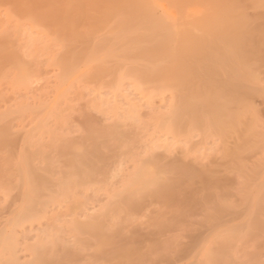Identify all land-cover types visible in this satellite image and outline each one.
<instances>
[{"label":"rangeland","instance_id":"1","mask_svg":"<svg viewBox=\"0 0 264 264\" xmlns=\"http://www.w3.org/2000/svg\"><path fill=\"white\" fill-rule=\"evenodd\" d=\"M169 1L170 0H150V3L156 8L161 17L164 19L166 18L165 20L175 23L178 29L189 27L192 24V20L203 14V10L194 2H191V4H189V2L184 4L185 6L180 10V7L177 6V4L174 6L175 3ZM247 2L248 1L245 2L244 0L243 3L248 6ZM159 4L160 7H158ZM163 7H165V9H162ZM250 7L249 9H246V14L253 19L262 12L260 9ZM164 10H168L167 12L169 13L166 15V11ZM20 11L21 9H17V7H15L13 4H10L9 2L7 3L5 0H0V41L5 37L6 39H13L12 42L14 41L13 43H15L14 48L18 56H21L22 54L24 60H26L27 63L29 62V65L30 63L32 65L30 74L25 76L21 74L20 71L17 73L16 69L13 70L12 66L6 67L4 63H0L1 66L5 65L4 69L0 71V116L3 115L5 117L4 119V117L1 116L0 120L2 118L3 120H1L0 125H3L6 128L9 127L12 132L10 135H13L12 138L14 137L13 140L12 138H9L8 140L10 142V152L8 149H6V151L3 149L0 150V164H2V166L0 165V240H2V243L0 242V244H2L0 245V256H2L0 258V264L5 263L6 261L7 262L5 264H11L10 258L12 256L16 258L19 263L34 264L31 262H33L32 258H34V250L37 247H42L45 250L48 247L47 250H55L54 253L56 252V254L58 253L59 255L58 258L60 257L61 253V257L63 258L65 250L70 253L72 252V255L70 254L71 258L69 257L70 259L66 260L64 258L66 264H114L113 262L109 261L111 260L108 259L109 255V258H112L113 261L116 259L117 263L121 264V262H119V258H116L114 255L112 257V254H108V251L110 252L111 250L110 246L105 245L106 249L102 248V251L104 249L108 250H104V254H106L105 256L103 253L98 252V249L96 250V241H94V239L96 240V238H94L95 235L93 236L91 232H88V230L85 231V229L81 227L82 222L86 223L87 221L89 222V220L92 221L95 218L98 219L99 216L105 224L104 230L107 233H109L108 231L110 230L119 236L122 235L120 238H118L117 235L115 236V241L116 238H118V243L116 242L115 244L119 245L121 244L120 242H122V244L125 243L134 248H138V245L140 247V249H138L143 250V257L146 260L144 261L143 259L142 263L141 261L139 263L133 262V264L200 263L205 259L204 257L206 256L203 255L204 257L199 260L200 258H198V256L201 257L199 253H202L199 251H202V248L205 247L204 245H206L207 242L211 241V239L214 237L211 232L213 229L209 224L212 220H210V222L209 220H204L205 222L202 220L208 219L212 212L214 213V209L212 208L213 206H211L212 204L210 205L208 202L207 204L204 201H199L200 204L202 202L207 204L205 205L207 209L203 205L202 208L201 205L198 204L196 205L197 208L200 206L198 210H194V207L192 208L193 212L195 211L194 213L192 212L191 208L187 207L186 205V210L189 212L190 209L191 214L189 213L185 215L184 213H187L186 210H183L184 207L181 208L182 204L185 206V202H183V199L185 198L180 199L178 197L179 201L177 199L174 201L178 202L179 204H175L173 201L174 203L170 202L172 204V206H170L171 204H168L170 200H166V203L165 201H162V199L154 197L151 198L152 196H144V198L143 195H140L142 196L141 204V197L139 198L136 195L135 200H137V198L140 200L138 205L139 207H135L136 209L128 208L127 211L124 210L127 208L123 205L121 200H119L120 198L117 197L116 193L119 194L121 190L123 191L125 187H127L129 180H131L132 174L137 169L136 166H144L143 164L148 161V158H156L157 156L163 158L164 161H172L171 163L174 161H177L174 163H182L183 165L186 163V166L193 168L197 172H200L198 170L200 168H197L196 170V167L202 168L204 166L206 167V165L208 166V164V167H210V165H214V161L217 162L215 164L222 162L220 163L222 166H224L221 167L222 169H220V164L217 165L219 166L218 168H215L219 169V171L222 170L221 174L224 171L227 172L225 167L227 168L226 165L229 163V159H227L224 154L221 153V147L224 148L227 144H225V146L221 145L222 141L219 138V134L212 131H210V133H212L210 134L209 132L203 133L204 130L201 132V129L187 131L185 128L186 131H184L182 130L184 128H181L179 130V128L171 120L172 118L170 116L168 118L166 117V115H169L168 112H171V105L174 103V97H177L178 92L174 87L172 88L171 84L164 86L158 83L154 84L153 82H149L148 84L147 82L145 83L137 80L136 77L132 75V68L134 66L140 65L141 63L143 64V61L138 59L136 60L134 56L133 58L135 60H133L132 57L126 60H118L116 57L117 60H115V57H112L113 55H111V57L108 56V52L100 55L98 61L101 60L100 62L102 65H104L103 69L109 70V68L113 67L114 72L112 74L106 72L103 75H97L95 72L96 69H93V67L96 65V62H93L95 63L94 66L93 63L91 65L88 62V64L81 62L77 69L71 71L69 70V72L66 71L64 67L62 68V64L61 66L59 64V58L64 51V48L60 42L61 38H59L61 35L57 34V32L48 24L45 25V21L43 19L42 20L44 23L42 20H39L40 17L38 18L37 16L36 19L34 14L30 15V17H27L26 14L24 16L22 14L23 12ZM168 14H172L173 16ZM25 17H27V19H25ZM30 18H35V20H30ZM89 27L87 26V28H91L92 31V27ZM108 30H110V26L104 29L102 35L99 34V38L96 36L98 38L97 42L95 41L96 37L94 39L96 42L94 48L98 47L99 50L101 48L103 49L99 52H106L104 49L105 46L103 45V38L110 35L107 33V35L105 34V32ZM96 31L97 30H95V33H97ZM99 33H102V30ZM78 45H81L80 40L78 41ZM102 58L106 62L103 61ZM0 68L2 69L3 66ZM76 70L78 72H76ZM260 71V83L255 84L256 87H254L257 90L262 91V93L256 95L251 101L257 110L256 112H258L257 115L259 116V128L261 129L263 127L264 130V67H261L259 72ZM165 119L168 123L165 121ZM3 122L4 124H2ZM5 123L9 125H5ZM116 125L117 127L120 126L119 129L121 131H118L119 134H122V136H120L121 138L119 135L114 136L115 138L110 137V139L104 136H99L95 139H97L98 144H100V148L95 151V147L92 148L93 145H95V139L93 138V140H91L92 138H90V136H92L91 134L94 133L93 131L97 129L98 131L103 130L100 132H104L107 130V127L108 130H110V128H117ZM174 126L176 127L174 128ZM98 131L96 132L98 133ZM101 137H103V139ZM99 138H101L103 141H101ZM232 140V142L235 141L234 139ZM230 142L231 140L227 143ZM69 143L70 145L74 144V146L75 143L76 145L80 144L79 146L84 143L86 144L82 145L84 146V149L82 150L83 153L77 152V149L82 148H78V146L76 147L74 151L76 155L79 153L84 154L86 153L85 151L90 152L89 149H93L92 151L94 154L91 151L89 156L92 158V161L94 160L93 163L100 168L99 171H95L96 173L94 172V174L90 176L92 177L94 175L92 178L85 177L86 179H89H82L84 177H81V175L78 176L79 174L75 175V171L72 172L75 170V166L73 167V164H71L72 162H68L67 165V162L65 161L66 158L68 161L71 160L68 159V155H63V151L62 153L60 152V150H64V148H59L64 147L63 144H65V146H70ZM53 144L54 146L55 144L61 146H58L59 148L56 151V149H52L51 147ZM232 145L233 144L231 143V145L228 144L227 146ZM55 147L57 148V146ZM262 150L260 149V151H262L264 154V148ZM258 151L259 150H255V153L253 151L254 155L251 154V152L247 153L253 155L251 156L249 154L253 158H250L249 156L250 160L245 159L246 162L248 161V165H246L247 163L244 161L246 166H249V164L252 165L253 160L257 162L258 159L261 161L264 159L262 157L264 156L263 154L261 155L260 152L259 155L261 156L257 154ZM97 152L102 155L98 154ZM42 154L48 155V158L44 157L45 155ZM31 155L35 156V160ZM69 156V158L73 157L71 155ZM247 156L245 158H248ZM29 157V160L32 162V166L35 165L34 167H36V172L39 174V179L37 181V195L35 192L31 191L33 188L31 187V174L28 172L25 173L29 184L23 180L25 177L23 176L24 173L22 174L21 163L28 161ZM21 159L22 162H20ZM260 160H258L259 163L257 162V164H264V161L261 162ZM17 162L20 163V167L18 166L19 163ZM141 162H143V164ZM224 163L226 165H224ZM70 165L71 169L68 167ZM15 166H18L19 168L17 167V169L20 170L18 171ZM254 166H249L246 169L248 172L247 173L245 171L246 178L244 177L245 175L243 171L242 174L239 173L240 171L236 172L237 170H232L226 173L230 176L229 181L232 180L233 183L230 185V182H227V179L225 181L227 183H224L222 186V188L226 187L228 190L227 191L224 189L227 193H224L225 191L222 192L225 194L228 202L232 204L233 202H236L235 206L238 207L240 205L243 206V204L240 203V199L242 198L241 196L243 195L242 191L244 190L242 189L243 186L246 185L244 187H247L252 181L256 182L255 179H258L254 177V172H252L254 171ZM46 167L49 168L48 171V168ZM174 173H168L169 177H171L172 174L174 175ZM18 174H20V177H18ZM69 174L75 179L68 176ZM226 174L223 173V176H219L228 178V176H225ZM42 175H45L46 179ZM15 177L20 180H17L19 183L22 182L20 185L17 181H15ZM225 178L223 180H225ZM49 180H51V183ZM69 181L70 183H68ZM197 181L194 183H199ZM245 181L247 184H249L247 185ZM254 182L251 184L255 185L256 183ZM257 182V184H259L258 180ZM25 183L28 185V191L26 188H22ZM192 184L193 183H191V185ZM40 186L42 187L40 188ZM183 186L179 187V189L177 188L178 190H176L177 192H181V195L182 193L184 194L185 192L189 191V189L193 188L195 190L194 185L190 186L189 184L188 186V183H186L183 184ZM196 186V191L200 192L199 187H201V185L199 184L198 186L195 184V187ZM182 188L184 190H182ZM219 190L220 189L217 190L218 194L220 192ZM23 191L27 192V194L25 192L26 196L22 195ZM22 197L23 199L32 197L31 199H33V201L36 199L35 205L33 206L35 209L32 208V213L30 212L32 217L27 219H25V217L22 215L17 217V214L16 216V210L17 213L20 210L17 208L21 205ZM196 197L199 198L197 195ZM232 198L238 199V202L234 201ZM115 201L118 203L120 202V205L117 204L118 206H116L114 204ZM160 202H163L165 205ZM25 203L26 202L22 201V204L25 205ZM209 206L213 209H211L212 212H210V214H208ZM241 208L238 209L240 211H238V217L236 216V221L238 220L240 222L241 219L240 223L243 222V218L241 217L245 214L242 212L243 215L241 216V210L243 211V208ZM181 209L185 212H183ZM117 210L119 211L117 212ZM177 211H180L179 213L182 212L183 214H178ZM179 215H182V217ZM14 216H16L17 219L16 223L14 222ZM172 217L178 219V223H176V219H174L175 222L173 223L175 224L171 225ZM231 217L229 218L228 216L227 218V220L231 219L229 222L226 220V218L222 220V222L225 221L224 225H228V223L229 225L233 224V216ZM96 219L94 221H96ZM163 220L166 221L164 222ZM202 221L209 225L202 224ZM161 222L165 225V227ZM235 222L234 224H237V222ZM161 224L163 226H160ZM234 224L232 226H234ZM206 226H209L211 229ZM209 233H211V236ZM110 234L114 235L111 232ZM6 235V239L10 238L11 240L9 241L13 242H10L12 245H9L8 240H4ZM247 235L248 233L246 235H242L240 239L237 238L239 239V242L242 240V244L237 243L235 239L234 242H236L238 245L235 244L236 246L232 247L231 250L238 253H235L236 255H234V252L232 253L231 251V255L233 254V257L238 255V258H235L232 260V262L234 263L237 260L236 264H246L247 260L248 264H255V261L258 260L256 261L258 262L257 264H259L260 261V264H264L262 263L264 262V236L261 234H258L257 237L250 235L248 236V240ZM123 236L125 240L123 239ZM249 237H251V241ZM214 238L216 239V237ZM214 238L212 239L214 245L212 244V241L211 243L209 242V244L217 247V244L215 245L216 242ZM126 239L129 240V242H126ZM205 239L206 241L208 239V241L205 242ZM131 240L133 242H131ZM244 240L246 242H244ZM256 243L259 246L256 245ZM40 244H42V246H40ZM44 244H46L45 246L47 247L43 246ZM115 244L111 245L112 248ZM167 244H172L170 249H168L170 246L166 247L167 249L165 248ZM211 245H209V247ZM12 246L16 249H13ZM3 247L6 248L4 249ZM11 247L12 250L15 251H11ZM152 247H158L160 250H156V248H154L155 251L153 250L154 252H152V250H150ZM148 249L150 251L149 254ZM171 249L174 251L173 254H171L172 252L169 251ZM163 250L166 252H163ZM156 251H159L160 253L158 254ZM168 251L170 252L171 256L166 254ZM176 253L178 254L176 255ZM250 253L251 255H254L253 258ZM254 258L255 260L253 261ZM1 259H3V261ZM196 259H198L200 262ZM114 262L116 264V261ZM202 263H204V261ZM35 264L46 263L36 262ZM63 264H65V262H63Z\"/></svg>","mask_w":264,"mask_h":264},{"label":"bare ground","instance_id":"2","mask_svg":"<svg viewBox=\"0 0 264 264\" xmlns=\"http://www.w3.org/2000/svg\"><path fill=\"white\" fill-rule=\"evenodd\" d=\"M5 1L7 3L9 2L10 4H13L15 7H17V9H21V11L23 12L22 14L24 16L26 14L27 17H30V15L34 14L36 16V17L34 16L36 19H37V16L38 18L40 17L39 20L43 19L45 21V25L48 24L49 26L52 27V29H54L57 32V34L61 35L59 36V38H61L60 42L64 48V51L62 52V55L59 58L61 60V61L59 60V64L60 66L62 64V68L64 67V69L68 72L69 70L71 71V70L77 69L78 66L81 64V62L82 63L85 62L86 64L89 63L91 65L93 62H96V65L95 63H93V66L95 65L93 69L94 68L96 69L95 72L97 73V75H103L106 72L109 74H112L114 72L113 67L109 68V70L103 69L104 65H102V63L100 62L101 60L98 61L99 56L107 52L109 53L108 56L111 57V55H113L112 57H115V60H117V58L118 60L119 59L126 60V59H129L130 57L133 58V56L136 60L137 59L140 61L142 60L143 64L141 63L140 65L134 66L132 68V75H134V77H136L137 80H140L145 83L147 82L148 84L149 82H153L154 84L158 83L164 86H166L167 84L169 85L171 84L172 88L174 87L175 90L178 92L177 97L176 98L174 97L175 101L172 104L173 106L171 105L172 108L170 107L171 112L169 111L170 113L168 112L169 115L168 116L166 115V117L168 118L170 116L172 118L171 120L179 128V130L181 128H184L182 129L184 131L186 130L194 131V129H201V132L202 130H204L203 133L205 132L210 133V131H212L214 133L219 134V138L223 142V143L221 142V145L225 146V144L227 145L228 144L231 145V143L233 144L232 146L226 145V147L224 148L221 147V151H222L221 153L224 154V156L227 159H229L228 160L229 163L227 165L224 163V165L227 166V168L225 167L227 172L224 171L223 173L226 174L232 170H237L236 172L240 171L239 173L241 174L244 172V175H245L244 177L246 178V173H245V171L247 172L246 169L249 166L253 167L255 165L254 169L252 168L254 170L252 172H254L253 173L254 177L258 179H255L256 182L254 181L252 182L256 184L255 185L251 184L252 183L251 182L250 184L248 183L249 186L247 187H244L246 185L243 186L242 189L244 190L243 191L241 190L243 192V195L241 196L242 198L240 199V203L243 204V206L240 205L238 207V206H235L236 202L235 203L233 202V204L228 202V199L226 198L224 194V193H227L225 191L227 190V188L226 187L222 188L223 184L230 182L229 184L231 185L232 180L229 181L230 176L228 174L225 175L226 177L228 176V178L224 177L225 180H223L224 179L223 177H220V176H223L222 175L223 173L221 174L222 170L219 171V169H216V168H218L219 166L217 165L222 162L215 164L217 162L214 161L213 164L215 166L210 165V167H208L209 166L208 164V166L207 165L206 167L204 166L205 168L196 167V170L197 168H200L198 169L200 172H197L193 168L186 166L185 165L186 163L184 165L182 163L181 164L174 163L177 161H174L173 163H171L172 161L167 162L166 159H165L166 161H164L163 158H160L158 156L156 158L155 157L151 159L148 158V161L146 163L143 161L145 164L141 162L144 166L142 165L136 166L137 169L132 174L131 180H129L130 178L128 179L129 184L127 185L128 182L126 183L127 187H125V189L123 188L124 190L123 191L121 190L122 192L120 191L119 194L116 193L117 197L120 198L119 200H121L123 205L127 208L124 210L128 211V208L134 209L135 207L139 205L140 200L138 198L137 200H135L136 195L139 198L141 197V204H142V196L140 195H143V197L152 196L151 198L154 197V198L162 199V201H165L166 203L167 201L170 200L168 204L170 202H173L175 199L178 200L179 198L180 199L185 198L183 199V202H185V206H183L182 204L181 208L184 207L183 210H186L187 207H190L192 212H193V209H192L193 207L195 208L194 210H198V208H200V206L198 208L196 206L200 204L199 201H204L205 203L208 202L210 203V205L212 204L211 206H213L212 208L214 209V213L211 211L212 208H210L209 206L208 214H210V212H212V214L210 216L208 215L209 217L207 216L208 219H202V220L203 221L209 220V222L210 220L213 221V222L211 221V223L213 224L209 223L208 221L207 222L210 224L211 228L213 229L211 230V232H212V235L216 237L217 239L216 241V239L213 237L215 239V242H216L215 245L217 244V247H214L211 244H209V242L210 243L211 241L213 242L212 240L213 238L211 239V241H208L209 239L208 237L207 239L208 242L205 239L204 241L207 242L208 245L207 244L204 245L205 247L202 248V251L201 250L199 251L202 253H199L201 257L198 256V258H200L199 260H201V258L204 257L203 255H205L206 257L204 258L206 259V263H205V259L203 258L204 260H202L201 262L198 259H196L200 262V263L196 262L197 264H207V262L208 264H219V263L231 264L233 263L232 260H234L235 258L236 259L238 258L237 257L238 255L233 257L238 252L232 251L231 249L232 247L236 246L235 244L241 243L242 240H240L239 242V239L242 235L244 234L246 235L248 233L247 239H248V236L250 235H254L257 237L258 234H261L264 236V168H263L264 164L263 163L257 164V162L259 163L258 160L260 159H258L257 162H255L252 159L254 165L252 163L253 166L250 164L249 166H246L248 165L247 163L248 161L247 162L245 161V159L250 160L249 156L253 154V151L255 153V150H259L257 154L259 155V152H260L262 155L263 154L262 149L264 148V132H263L264 130H263V127L261 129L259 128V122H258L259 116L257 115L258 112H256L257 110L251 101L256 95H258L259 93H262V91L257 90L255 88L256 87L255 84L260 83L259 74L261 73V71L259 72V70L261 69V67H264V0H245V2L246 1L250 2V3L247 2L249 7L251 6L252 8L262 10L260 14L257 13L259 15H257V17L254 19L246 14V9H249V7L243 3L244 0H170L171 2L175 3L174 6L177 4V6L180 7V8L179 7L177 8H179L180 10L182 9V7L185 6L184 4L188 2L189 4H191V2L196 3L203 10L202 15L192 20L191 22L192 24L189 27L183 28V29H178L175 23L165 20L166 18L164 19L163 17H161V15H159V13L157 12L156 8L150 3V0H5ZM158 7H160V4ZM162 9H165V7H163ZM164 11H166V15L167 13H169L167 12L168 10H164ZM168 15L173 16L172 14H168ZM27 17H25V19H27ZM31 18L30 20H35V18L34 19H31ZM87 26L92 27V31L94 29L97 30L96 31L97 33H95V30L93 31L94 32L93 33L91 31V28L89 27L90 29H88ZM108 26H110V30L105 32V34L107 33L110 35L107 37L105 36L103 38L104 39L103 45L105 46L104 49L106 50V52H99V51H102L103 49L101 48L99 50L98 47L94 48L95 43L97 42V39L99 38L98 36L102 35L104 29L107 28ZM97 28H100L102 30V33H99L101 32V30ZM93 34H96V35H93ZM95 37H96V40H95L96 42L94 41ZM12 40H10V38L6 39L5 37L3 40L0 41V63L1 62L4 63L6 67L12 66V69L13 70L16 69L17 73L18 71H20L21 74L27 76L30 74V71H31L30 69L32 65L31 63L29 65L28 64L29 62L27 63L26 60H24V57L22 56V54L21 56L20 55L18 56L14 48L15 43H13L14 41L12 42ZM79 40L81 41V45H78ZM134 58L133 60H135ZM5 65H2L3 68L2 69L0 68V71L4 69ZM2 66L0 65V67ZM76 72L78 71L76 70ZM1 116L4 117L3 115ZM1 120H3V118ZM162 121L164 122L163 119ZM165 121L167 122L166 119ZM2 124H4V122ZM5 125H9V124L5 123ZM176 126H174V128ZM117 128H112V129L110 128V130H108V127H107L106 128L107 130L104 132H100L103 130L98 131L97 129L93 131L91 128V130L94 133L93 134L90 133L93 137L90 135L89 136L90 138H92L91 140L99 136H104L109 139L110 137L115 138L114 136H118V135L120 137L122 136V134L121 133L119 134V131H118L120 130L119 129L120 126ZM96 131H98V133ZM11 133L12 132L9 129V127L6 128L3 125L0 127V150L3 149L6 151V149H8V151L10 152L11 148L9 144L10 142L8 140L9 138H12L13 136V135L12 136L10 135ZM101 138L103 139V137ZM101 138L99 139L101 140ZM231 138L234 139L235 141L232 142L233 140ZM109 139H106V140H109ZM228 140L229 141L231 140V142L227 143L229 142ZM94 142H95L94 143L95 145H93L92 148L95 147L94 149L96 151L98 148H100V144H98L97 139H95ZM65 144H63L64 147H60V148L58 146H61V145H57V144H55L57 148L54 146V144L51 147L52 149H56V151L58 148L59 149L64 148V150H60V152L62 153L63 151V155L65 156L68 155V159H70L71 161H68L67 158L65 161L67 162V165H68V162L69 163L72 162L71 163L73 164L72 166L73 167L75 166L74 167L75 170H73V167H72L73 171L71 170L72 172L75 171L74 172V174L76 173L75 175L77 174H79L78 176L81 175V177H84L82 179H86L85 177L92 178L94 175L92 177L90 176L94 174L95 171L96 172L99 171V168H100L96 164L93 163L94 160L92 161V158H90L89 156V154H91L90 152L93 149L92 150L89 149L90 152L84 150L86 153L84 154L79 153L81 155L79 154L76 155L74 153L76 147L78 146V148L79 147L82 148V149H77L76 150L77 152H82V150L84 149V146L82 145H86V144L85 143L82 144L81 145L82 147L79 146L80 144L76 145V143H75V146L74 144L70 145V143H69L70 146H67V145L65 146ZM260 149L262 151H260ZM248 152H251V154L250 153H249L250 155L247 154ZM42 155H45L44 157L48 158V155L46 154H42ZM69 155L73 157L69 158L70 157ZM246 156L248 158H245ZM251 156L250 158H253ZM32 157L33 159L35 158V156H32ZM262 157L264 158V156ZM47 158H44V159H47ZM62 158L64 159L63 156ZM29 159L30 157L28 158V161L26 162L23 161L24 163H21L22 164L21 165L22 174L24 173L23 176L25 177V178L23 177L24 178L23 180L28 183V178H26L25 173L28 172L31 174V181H32L31 187L33 188L32 190L31 189L30 190L32 192H35L37 195V190H38L37 181L39 179V174L36 172V169H35L36 167H34L35 165L32 166V162ZM100 159H101V156H100ZM244 161L245 163H247L246 165ZM262 161H264V159H262ZM20 162H22V159ZM0 165L2 166V164ZM18 166L20 167V163ZM18 166H15L16 169ZM68 167L69 169H71L70 168L71 165ZM212 167L213 168L216 167L215 168L216 170L213 169ZM221 167H224V166L220 164V169H222ZM48 170L49 168L47 169V171ZM72 172H69V173H72ZM217 172L218 173L220 172L219 173L220 176L218 175ZM168 173L170 174L174 173V175L172 174V176L170 175L171 177H169ZM19 175L20 174H18V177H20ZM68 176L72 177V175L70 174ZM43 177H45V175ZM227 179L228 181L225 182ZM17 180L18 179L16 178L15 181ZM257 180L259 181V184H257L258 183ZM49 181L51 183V180ZM195 181L199 183H194ZM27 183H25V185L23 184L24 185L22 187L23 189L25 188L26 190L29 189ZM68 183H70V181ZM186 183H188V186L189 184L190 186L194 185L195 190L193 188L189 189V191L185 192L184 194L182 193L181 195V192L179 191L177 192L176 190H178L179 187L183 186V184H186ZM191 183L193 184L191 185ZM195 184L198 186L199 184L201 185V187H199L200 188V192L198 191L199 193L196 191L197 186L195 187ZM68 186L70 187L69 184ZM41 187L42 186H40V188ZM183 188L182 190H184ZM218 189H220L219 194L217 193ZM25 192L26 191H23L22 193L23 196H26ZM221 193L224 195H222ZM196 195L199 196V198L196 197ZM30 196H33V195H30ZM28 197H29V194H28ZM31 198H25V199H23V197L21 198L22 201L26 203L24 205L22 204V201H21V205L18 206L17 208L18 210L20 209L19 212L17 213V210H16V216L18 214L17 217H19L20 215L24 216L25 219L32 217L31 210L33 206L35 205L36 199L33 201V199ZM233 200L237 201L238 199H233ZM119 203L115 201L114 204L118 206L117 204ZM160 203H163V202H160ZM205 203L202 202L200 204L201 207L202 205L206 207L205 205H207L208 203L207 204ZM175 204H179V203L175 202ZM23 205H24V208H23ZM163 205L165 204L163 203ZM170 206H172V204ZM241 206L243 208V211L241 210L242 209ZM239 208H241L240 209L241 216L243 215L242 212L245 214L244 216L241 217L243 218L242 223H240L241 219H240V222L237 220L239 222L238 224V222L236 221V216L238 214ZM118 211L119 210H117V212ZM179 212L177 211L178 214H183L182 212L181 213ZM186 212L187 213H184L185 215L189 213L191 214L190 209H189V212L187 210ZM16 216H14L15 223L17 221ZM179 216L182 217V215H179ZM228 216L229 218L233 216V219H232L234 220L233 224L235 221L237 222V224H234V226H232L233 224L232 225L230 224L231 225L230 226L229 223L228 225H224L225 221L222 222V220H224L225 218L227 220ZM171 219H172L171 225H174L175 223L173 222H175L174 219L176 218L172 217ZM94 220L92 221L89 220V222L85 221L86 223L82 222L81 227L84 228L85 231L88 230V232H91L93 236L95 235L94 238H96V240L94 239V241H96L95 243L97 246V248L96 246L95 248L96 250L98 249L97 250L98 252H101L104 254L105 251H108V250H105L106 249L105 245H106V246H110L111 248L110 252L108 251V254H112V257L114 255L116 258H119V262H121V264L122 263L123 264H130V263L133 264V262L139 263L140 261L142 263V260L144 259L143 257L144 252L143 250H139L140 247L138 245L137 247L139 249L131 247L125 243L122 244V242H120L121 244L119 245L115 244L116 242L118 243L117 239L120 238V236L122 235L119 236L110 230L109 231L107 230L109 232L107 233L104 230L105 224L103 220L100 218V216L98 219H96V221ZM163 221L165 222L166 220H163ZM177 221L178 219H176V223H178ZM203 221H202V224L206 225L207 223L205 224L204 223L205 221L204 222ZM227 221L229 222L231 221V219ZM162 224L160 226L164 225ZM166 226L169 227L168 225ZM225 226H228V227H225ZM206 227H209V226H206ZM114 230H117V229H114ZM110 232L114 235H111ZM210 234L211 233H209V235ZM116 235L118 236V238H116V241H115L114 238ZM6 238H7V235L5 236L4 240ZM249 238L251 241L252 240L251 237ZM123 239H124V236H123ZM235 239L237 243L234 242ZM247 239L245 240L248 241L249 239L248 240ZM7 240L9 241L11 239L9 238V239H6V241ZM245 240L244 242H246ZM1 241L2 240H0V242ZM10 242L11 243L13 242L9 241V245H12L10 244ZM126 242H129V240L126 239ZM131 242L133 241L131 240ZM112 243L115 244L113 248L111 246L113 245ZM212 244L214 245V242ZM45 245L46 244H44L43 246ZM209 245L211 246L209 247ZM256 245L258 244L256 243ZM40 246H42V244H40ZM168 246H170L168 248L170 249L172 244L171 245L167 244L165 248ZM12 247H11V251H15V250H12ZM158 247L157 248L154 247V248H156V250H160V248ZM47 248L45 250L42 247H37L34 250V258H32L33 262L31 263L35 264L36 262L37 263L44 262L46 264H63V262H65L66 264V261L64 260L65 259L68 260L71 258L70 256L72 255L71 254L72 252L70 253L67 250H65V253L63 254V258L61 257L62 253L60 254V257L58 258L59 256L58 253L57 254L56 252L54 253L55 250L51 251L52 250L51 248H49L51 250H47ZM102 248H105L104 249L105 251L104 250L102 251ZM152 248L150 250L154 252L155 250L154 248L153 249ZM13 249H16V248L13 247ZM172 250L173 249L169 250L172 252L171 254L174 253V251ZM166 251L163 250V252H166ZM169 251L166 254L170 255ZM231 251L232 253L234 252V255L232 254L233 256L231 255ZM156 252H158V254L160 253L159 251H156ZM149 253L150 251L148 252V254ZM177 254L178 253H176V255ZM105 255L106 254H104V256ZM251 256L252 258L254 257L253 254ZM1 257L2 256H0V258ZM12 257L10 258L11 264H22V263H19V261H17V259L14 257L12 259ZM109 257L108 259L112 260V258H109ZM1 260L3 261V259ZM111 260L109 261L113 262L114 264H115L114 261H116V264H118L116 259L114 261L113 260L111 261ZM145 260L146 259H144V261ZM254 260L255 258L253 259V261ZM203 261L204 263H202ZM256 261H255V264L258 263ZM236 262L237 260L234 263L236 264ZM246 264H248L247 260H246Z\"/></svg>","mask_w":264,"mask_h":264}]
</instances>
